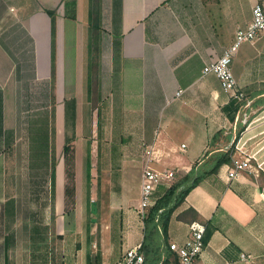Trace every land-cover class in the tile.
Listing matches in <instances>:
<instances>
[{"label": "crops", "instance_id": "obj_1", "mask_svg": "<svg viewBox=\"0 0 264 264\" xmlns=\"http://www.w3.org/2000/svg\"><path fill=\"white\" fill-rule=\"evenodd\" d=\"M73 1L76 19L67 17V2L60 8L61 0H0V140L5 146L7 134L15 140L26 107L41 99L44 83L51 81L56 105L42 129L49 123L63 127L66 144V102L74 100L76 139L69 146L77 144L85 127L93 130V138L102 128L106 144L116 145L104 153L109 163L97 176L98 185L79 183L75 176L69 186L64 182L65 165H56L53 222L37 224H54L59 263L53 264H117L127 251L139 247L143 264H178L170 245H185L193 223L214 229L194 264H264V233L258 232L256 206L264 203V193L254 191L250 200L243 191L255 187L247 173L264 172V36L255 44H243L233 61L243 101L226 93L215 75H203L204 68L232 45L237 31L249 26L254 7L264 0ZM48 10H56L55 74ZM96 11L106 27L94 36L90 19ZM118 36L122 40L115 62ZM112 90L117 104L108 109L102 124L94 116L89 122L81 120L82 112L99 111L90 106L94 97L101 102ZM112 112L121 119H109ZM236 138L233 162L251 158L252 171L231 180L232 163L204 180L173 214L167 237L157 227L146 226L150 209L140 212L146 165L183 177L198 162L227 152ZM93 158L89 147L88 183L94 176ZM178 178L159 186L156 199H162ZM13 225L0 219V264H33L32 234L26 226L20 239Z\"/></svg>", "mask_w": 264, "mask_h": 264}, {"label": "rangeland", "instance_id": "obj_2", "mask_svg": "<svg viewBox=\"0 0 264 264\" xmlns=\"http://www.w3.org/2000/svg\"><path fill=\"white\" fill-rule=\"evenodd\" d=\"M71 1L61 0L60 8L62 4L66 6V2L68 4ZM48 11L55 12L56 10ZM100 26L102 30V26L106 27V23ZM95 34L96 32L93 31L94 36ZM108 39L109 34L105 32L104 40L107 41ZM44 85L46 91L40 90L43 95L39 97L41 99L38 102L29 103L26 107V112L22 115L24 126L15 130V140L9 146V150L2 140H0V219L2 221L5 219L13 221V228L19 230L20 239L23 238L22 234L25 233L24 229L26 226L32 234V230L35 227L39 229L47 228L37 224L53 218L54 199L51 193V177L54 163L56 165L60 164L61 167L65 165L64 182L66 184L69 183V186L74 185L75 176L79 178V183L98 185L99 181L97 176L105 169L107 163L104 159V153L106 150L108 152L113 147H116L115 144H106L105 135H102V132H104L102 128L96 129V138H93V130L90 127H85L79 131V141L77 144L74 145L72 143L70 145V153L66 154L63 127L58 129L56 123H49L48 129H42L40 126L43 120H50V111L56 105V99L54 100L53 95H51V81H46ZM60 101L63 103L62 96L60 97ZM116 104L117 95L115 90H112L109 96L103 98L101 102H97L94 97L90 106L93 107V111L95 108H98L99 111L93 112V114L82 112L81 120H88L89 122L94 116L102 124L104 115L109 111L108 109L111 108L112 110L113 105ZM114 112L110 113L109 119L114 121H118L117 119L120 120V116ZM110 131L115 135V129ZM43 133H46L45 136L47 135V137H44L42 135ZM69 134L72 136L71 133ZM95 141L98 143H92ZM89 147L94 157L92 159V173L94 176L90 183L86 179V156ZM77 156L78 162L76 161ZM68 173L74 174L73 180L68 177ZM247 175L255 181V187L250 186L254 189H245L243 191L252 200L251 195L254 191L264 193V172H259V175H250L248 173ZM263 204L257 203L256 205L258 207L260 206V216L258 217L257 225L258 232L262 231V233H264ZM51 221L53 222V219ZM96 221H98V218H96ZM49 228V235L47 236L49 240L45 242L48 248L49 264L59 263V252L57 250L58 240L54 236V224L51 223ZM38 256H41V254L39 253Z\"/></svg>", "mask_w": 264, "mask_h": 264}, {"label": "trees", "instance_id": "obj_3", "mask_svg": "<svg viewBox=\"0 0 264 264\" xmlns=\"http://www.w3.org/2000/svg\"><path fill=\"white\" fill-rule=\"evenodd\" d=\"M68 15L67 17L70 19H76V2H70L67 4ZM47 13L50 15L52 20V71L55 74V67H56V57H55V44H56V15L53 11H47ZM101 17L98 14V12H94L91 15L90 19V26L93 31H98L101 28ZM121 37L118 36L115 38L114 41V60L115 62L120 57V47H121ZM75 122H76V110H75V101H69L66 103V146L65 151L66 154L70 153L71 148L69 144L73 141L75 138ZM3 132V109H2V100L0 98V137L2 136ZM72 136H70V134ZM10 134V133H9ZM7 142H6V148L9 149V146L13 143L12 137H9L10 135L7 134ZM238 138H236L233 145H231L230 148H228L227 152H217L214 153L211 158L207 161V158L202 161L198 162L193 170L181 177H175V179L178 178V180L170 186V188L166 191L165 196L162 199H158L153 207L150 208L147 217L144 219L145 224L147 225H153L154 227H157L159 231L167 237L168 228L170 221L172 219L173 214L175 211L184 203L186 197L189 195V193L198 185H200L204 180L209 179L211 177L217 176L220 169L224 165H232L233 163V153L235 152V146L237 143ZM209 158V157H208ZM90 172H91V163L90 158L88 157L87 160V178L90 179ZM73 173H68V177L70 179H74ZM72 180H70L72 182ZM51 184H52V197L54 199L55 196V185H56V164L54 163L53 171H52V177H51ZM159 188V187H158ZM192 216L197 218V214L193 209H190L188 211ZM206 227V226H205ZM50 228L45 229H39L38 227L33 228L32 230V236H31V245H32V261L33 264H49V256H48V248L47 244L45 243L48 241L47 236L49 233ZM214 232V229L211 227H206V234H205V243L209 242V240L212 237V234ZM60 240V238H59ZM44 244V246H42ZM39 253L41 256H38ZM41 258V259H40ZM40 260V261H39Z\"/></svg>", "mask_w": 264, "mask_h": 264}, {"label": "built area", "instance_id": "obj_4", "mask_svg": "<svg viewBox=\"0 0 264 264\" xmlns=\"http://www.w3.org/2000/svg\"><path fill=\"white\" fill-rule=\"evenodd\" d=\"M264 36V3L257 4L253 9V20L245 29H240L235 35L232 45L227 48L221 58L215 63L206 66L203 75H215L226 93H231L238 101L244 100V94L239 92L238 83L234 77L232 65L234 58L245 43L255 44ZM180 96V94H178ZM185 146H183L184 148ZM252 159L241 158L233 162L228 170L229 179L233 180L246 170L252 171ZM176 177L174 171H159L146 165L142 172V188L140 212L142 215L153 207L157 201L155 193L162 184H171ZM206 227L200 223L190 226V236L185 245L171 244L170 250L178 257V264H194L206 249ZM141 247L129 250L117 264H143L144 257L140 254ZM245 259V256L243 255Z\"/></svg>", "mask_w": 264, "mask_h": 264}]
</instances>
